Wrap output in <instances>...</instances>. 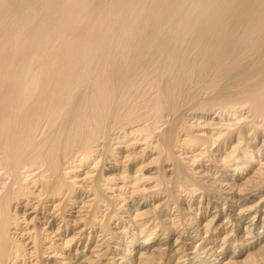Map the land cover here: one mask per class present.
Listing matches in <instances>:
<instances>
[{"label": "bare ground", "instance_id": "1", "mask_svg": "<svg viewBox=\"0 0 264 264\" xmlns=\"http://www.w3.org/2000/svg\"><path fill=\"white\" fill-rule=\"evenodd\" d=\"M0 264H264V0H0Z\"/></svg>", "mask_w": 264, "mask_h": 264}]
</instances>
